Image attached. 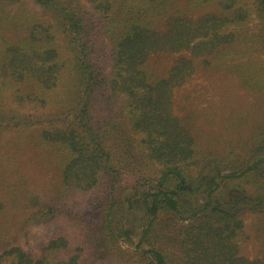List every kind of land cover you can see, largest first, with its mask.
<instances>
[{"label":"trees","instance_id":"1","mask_svg":"<svg viewBox=\"0 0 264 264\" xmlns=\"http://www.w3.org/2000/svg\"><path fill=\"white\" fill-rule=\"evenodd\" d=\"M157 53L178 55L165 75ZM201 64L264 95V0H0V264H264L243 221L264 254V183L240 186L264 132L205 155L173 114ZM22 226L48 239L28 250Z\"/></svg>","mask_w":264,"mask_h":264},{"label":"rangeland","instance_id":"2","mask_svg":"<svg viewBox=\"0 0 264 264\" xmlns=\"http://www.w3.org/2000/svg\"><path fill=\"white\" fill-rule=\"evenodd\" d=\"M177 57L176 54L157 53L149 58V63L156 72L165 75V71ZM197 68L198 71L183 86L174 89L173 114L188 126L199 152L217 157L228 151L244 154L250 144V135L253 132H264V95L245 91L237 77L228 72H213L209 66L203 67L202 64L200 67L197 65ZM31 156L33 154L28 153L24 157L26 165L35 175H41L42 183L50 184L54 174L52 169ZM254 173L253 176L242 180L240 185L248 190L244 197L248 202L253 201L252 190L259 182L264 183V167ZM167 187L170 188L168 183ZM224 190L217 194L222 195L223 200H232L230 195L233 192ZM186 200L187 203L193 204L191 198ZM198 200L203 204L204 195H199ZM134 218L135 215L132 214L131 220ZM243 221L244 230L249 236L247 245L250 258L264 260L261 242L257 239L259 235L256 233L255 215L245 212ZM133 224L135 228H132V236L136 240L139 226L136 221H133ZM37 233L39 239L35 241L31 234ZM48 236L42 228L22 226L16 242L35 252L36 245L45 242Z\"/></svg>","mask_w":264,"mask_h":264}]
</instances>
